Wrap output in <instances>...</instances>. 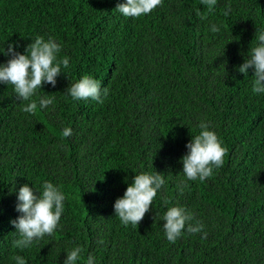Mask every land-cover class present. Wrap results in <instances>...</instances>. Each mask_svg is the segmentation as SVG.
Here are the masks:
<instances>
[{"label":"trees","instance_id":"16d2710c","mask_svg":"<svg viewBox=\"0 0 264 264\" xmlns=\"http://www.w3.org/2000/svg\"><path fill=\"white\" fill-rule=\"evenodd\" d=\"M121 2L0 0V49L23 53L37 36L52 37L58 56L70 58L56 86L37 92L54 104L34 115L0 84V264L16 255L63 264L74 244L79 264L89 254L96 264H264V95L252 93L251 69L237 70L264 28V0H162L140 18L116 12ZM8 58L0 54V63ZM83 75L107 87L102 104L66 96ZM201 119L226 153L212 176L188 181L180 161ZM140 171L161 173L165 184L138 225L125 227L113 204ZM44 181L66 194L59 227L16 248L12 189ZM175 205L204 228L170 243L162 215Z\"/></svg>","mask_w":264,"mask_h":264},{"label":"clouds","instance_id":"9594fccd","mask_svg":"<svg viewBox=\"0 0 264 264\" xmlns=\"http://www.w3.org/2000/svg\"><path fill=\"white\" fill-rule=\"evenodd\" d=\"M213 6L216 0H204ZM162 3V0H122L117 4L115 11L124 18H140L150 14ZM225 15L228 12L225 11ZM210 31H220L218 24H211ZM255 46L248 50L247 58L237 68L239 73L247 74L252 71L251 91L255 95H264V28H256ZM62 45L54 38L45 39L37 36L28 44L24 52L17 51L18 45L9 44L7 48L0 49V54L9 57L6 62L0 63V84L11 85L16 99L26 101L21 111L34 115L37 109L43 111L54 104L55 97L43 95L37 97L38 90L43 85L55 87L57 76L62 68L69 66V57H59ZM66 96L73 101L91 99L103 103L108 95L107 87H101V82L91 75H83L76 79L66 89ZM199 133L185 144L186 153L181 157L182 173L188 181H205L213 175L215 168L223 165L226 149L217 133L211 129L210 122L201 119L197 125ZM72 129L65 127L62 135L69 137ZM127 182V181H126ZM165 184L161 173L140 171L135 174L130 183H127L123 195L118 197L114 204V213L120 223L125 227H136L144 218L153 204L158 191ZM186 186V185H185ZM180 191L183 188L178 186ZM16 194L15 210L20 214L10 223L18 236L14 246L26 249L34 242L51 236L59 227L62 214L65 211L66 194L62 188L51 181H44L39 189L29 186L28 183L19 187ZM192 212L183 206L169 207L162 215L163 235L170 243H175L185 232L200 233L203 223L196 221ZM63 264H79L83 249L79 244L66 250ZM15 264H27L21 255L14 257ZM85 264H96L95 258L89 254Z\"/></svg>","mask_w":264,"mask_h":264}]
</instances>
